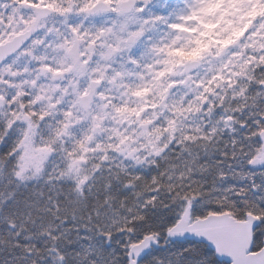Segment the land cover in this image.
I'll return each mask as SVG.
<instances>
[{"label": "snow or ice", "instance_id": "1", "mask_svg": "<svg viewBox=\"0 0 264 264\" xmlns=\"http://www.w3.org/2000/svg\"><path fill=\"white\" fill-rule=\"evenodd\" d=\"M0 264H264V0H0Z\"/></svg>", "mask_w": 264, "mask_h": 264}]
</instances>
